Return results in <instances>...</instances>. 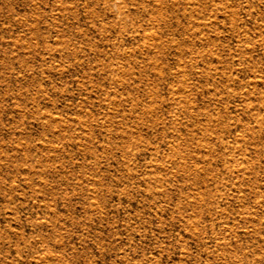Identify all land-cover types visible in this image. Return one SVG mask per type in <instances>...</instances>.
<instances>
[{"label":"rangeland","instance_id":"rangeland-1","mask_svg":"<svg viewBox=\"0 0 264 264\" xmlns=\"http://www.w3.org/2000/svg\"><path fill=\"white\" fill-rule=\"evenodd\" d=\"M0 264H264V0H0Z\"/></svg>","mask_w":264,"mask_h":264}]
</instances>
